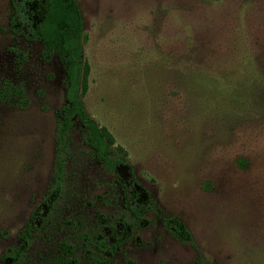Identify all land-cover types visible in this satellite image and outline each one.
Masks as SVG:
<instances>
[{"label":"rangeland","instance_id":"rangeland-1","mask_svg":"<svg viewBox=\"0 0 264 264\" xmlns=\"http://www.w3.org/2000/svg\"><path fill=\"white\" fill-rule=\"evenodd\" d=\"M77 3L81 102L124 149L155 210L100 264H264V0ZM9 16L0 0V264H91L101 255L85 237L108 231L123 208L77 121L59 197L17 254L54 182L64 69L11 31ZM164 215L192 244L167 233Z\"/></svg>","mask_w":264,"mask_h":264},{"label":"trees","instance_id":"trees-1","mask_svg":"<svg viewBox=\"0 0 264 264\" xmlns=\"http://www.w3.org/2000/svg\"><path fill=\"white\" fill-rule=\"evenodd\" d=\"M10 16L8 27L24 38L41 44V57L49 59L56 54L64 69V103L57 109L58 124L56 140L55 178L40 206L30 214L28 220L18 233L20 254L26 247L32 232L39 229L45 216L59 197L62 177V154L66 152V137L77 121L81 126L82 141L89 146L95 160L108 171L121 194L123 215L119 222L108 223L90 241L98 251L91 257V264H100L106 253L113 252L127 237L133 226H141L146 220V213H155L153 201L148 190L138 181L132 167L125 159L124 149L113 146V138L107 129L98 126L85 110L80 92L82 89L81 34L82 18L77 0H9ZM46 209V211L42 208ZM160 223L169 235L179 241L192 244V238L184 224L173 216H160ZM109 234V235H108ZM56 264H74L70 259H54Z\"/></svg>","mask_w":264,"mask_h":264}]
</instances>
